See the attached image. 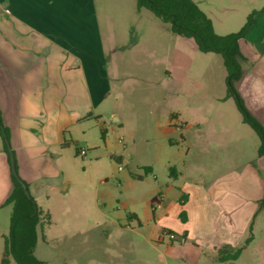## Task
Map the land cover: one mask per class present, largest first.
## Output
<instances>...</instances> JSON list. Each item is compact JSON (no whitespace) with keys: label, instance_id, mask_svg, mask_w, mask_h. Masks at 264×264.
<instances>
[{"label":"rangeland","instance_id":"374dc122","mask_svg":"<svg viewBox=\"0 0 264 264\" xmlns=\"http://www.w3.org/2000/svg\"><path fill=\"white\" fill-rule=\"evenodd\" d=\"M90 1L92 17L111 40L108 59L117 44L131 60L116 68L105 65L109 74L97 110L101 118L70 128L68 188L47 189L37 202L45 211L35 255L43 264H264L262 198L252 199L249 211L235 212L250 220L244 259L235 248L230 252L237 255L222 263L211 247L194 248L187 232L179 238L158 217L147 221L161 215L159 206L173 208L183 187L210 184L226 170L241 171L258 158V135L243 121L235 99L227 97L222 56L200 51L193 38L172 32L149 9H138L137 0ZM196 1L219 34L239 30L264 5V0ZM107 111L122 118V128H113ZM170 112L180 119H171L168 128ZM103 126L108 128L104 135ZM4 228L8 233V222Z\"/></svg>","mask_w":264,"mask_h":264},{"label":"crops","instance_id":"0c3cea01","mask_svg":"<svg viewBox=\"0 0 264 264\" xmlns=\"http://www.w3.org/2000/svg\"><path fill=\"white\" fill-rule=\"evenodd\" d=\"M90 4V0H0V109L16 169L36 203L47 189L68 188L66 158L74 140L70 128L101 118L97 110L105 99L109 74L105 65L116 68L131 60L117 44L109 50L108 59L111 40L92 17ZM259 10L240 40L247 60L237 88L248 108L264 123V5ZM139 50L135 46L134 51ZM105 113L113 128H122V118L116 112ZM179 116L170 112L168 128L171 119ZM103 129L108 131L106 126ZM257 156L245 169L226 170L210 184L183 187L173 208L159 206L161 215L147 216V221L158 217L179 238L187 232L194 248L211 247L219 252L222 263L237 255L230 252L235 248L244 259V250L251 243L244 232L250 220L235 212L249 211L250 201L264 195V176L258 173L264 169V156L258 155V148ZM117 159L123 160V155ZM171 174L176 176L177 169ZM13 177L9 149L0 135V264L7 234L4 226L8 222L10 228L13 213V204L6 203L15 187ZM183 195L186 201L181 204ZM47 213L50 225L51 212ZM133 217L143 223L137 214ZM166 246L170 248V244Z\"/></svg>","mask_w":264,"mask_h":264},{"label":"trees","instance_id":"16d2710c","mask_svg":"<svg viewBox=\"0 0 264 264\" xmlns=\"http://www.w3.org/2000/svg\"><path fill=\"white\" fill-rule=\"evenodd\" d=\"M137 6L139 9L147 8L152 11L163 22L170 25L172 32L193 38L200 51L215 52L222 56L227 71V95L235 99L244 122L249 124L258 135L260 140L258 155L264 156V123L248 108L237 88V83L245 73L243 62L247 60L241 50L240 40L246 36L254 23V16L260 10L253 11L239 30L219 34L212 18L196 0H137ZM4 132L8 136L0 109V135ZM102 134H105L104 129H102ZM150 170L151 167H148L147 171ZM172 171H175L174 167H171V173ZM139 178L142 177L139 176ZM13 181L14 190L6 201L7 204H13V213L9 232L4 235L1 264H12L13 261L18 264H43L34 253L38 240V227L43 226L42 210L32 196L27 197L15 177ZM185 201L186 196L183 195L180 202L184 204ZM260 209L264 211V195L260 200ZM42 236L45 240L44 233Z\"/></svg>","mask_w":264,"mask_h":264},{"label":"water","instance_id":"95a60500","mask_svg":"<svg viewBox=\"0 0 264 264\" xmlns=\"http://www.w3.org/2000/svg\"><path fill=\"white\" fill-rule=\"evenodd\" d=\"M3 136L5 138V141L7 143L8 149H9L13 176L16 178V180L18 181V183L23 187V189H24L25 194L27 195V197L28 198H31V193L29 191V188H28L27 183L20 177V175H19V173H18V171L16 169L15 160H14V154H13L12 148H11V146L9 144V140H8V137H7V135H6L5 132L3 133Z\"/></svg>","mask_w":264,"mask_h":264},{"label":"built area","instance_id":"2783aa9c","mask_svg":"<svg viewBox=\"0 0 264 264\" xmlns=\"http://www.w3.org/2000/svg\"><path fill=\"white\" fill-rule=\"evenodd\" d=\"M83 153H85V152L83 151Z\"/></svg>","mask_w":264,"mask_h":264}]
</instances>
